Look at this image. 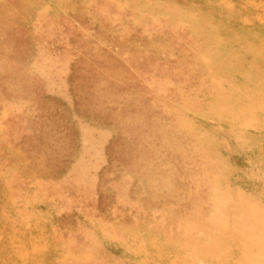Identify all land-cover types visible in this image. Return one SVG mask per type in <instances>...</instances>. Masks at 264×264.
<instances>
[{
    "label": "rangeland",
    "instance_id": "1",
    "mask_svg": "<svg viewBox=\"0 0 264 264\" xmlns=\"http://www.w3.org/2000/svg\"><path fill=\"white\" fill-rule=\"evenodd\" d=\"M263 16L264 0H0V264H174L187 225L264 213Z\"/></svg>",
    "mask_w": 264,
    "mask_h": 264
},
{
    "label": "bare ground",
    "instance_id": "2",
    "mask_svg": "<svg viewBox=\"0 0 264 264\" xmlns=\"http://www.w3.org/2000/svg\"><path fill=\"white\" fill-rule=\"evenodd\" d=\"M237 2V1H236ZM235 2V3H236ZM239 4V3H238ZM242 5V4H241ZM186 7V6H185ZM188 8V7H187ZM60 9V8H59ZM121 9H122V7H121ZM125 9H127V8H125ZM145 9V8H144ZM188 9H190V8H188ZM239 9V8H238ZM68 10V9H67ZM123 10V9H122ZM153 11H154V9H153ZM136 12V11H135ZM257 12V11H256ZM137 13V12H136ZM261 13V12H260ZM213 15V14H212ZM211 15V16H212ZM218 15V14H217ZM153 16V15H152ZM221 16V15H220ZM229 16V15H228ZM253 16V15H252ZM261 16V15H260ZM56 17V16H55ZM222 17V16H221ZM264 17V16H263ZM262 17V18H263ZM153 18H154V16H153ZM156 18H158V16L156 17ZM58 19V18H57ZM219 19V18H218ZM218 19H216V20H218ZM255 19V18H254ZM94 20V19H93ZM175 20V19H174ZM182 20H184V19H182ZM253 20V19H252ZM256 20V19H255ZM95 21V20H94ZM155 21V20H154ZM160 21V20H159ZM152 22V21H151ZM169 22H171V21H169ZM158 23V22H157ZM172 23V22H171ZM174 23V22H173ZM180 23V22H179ZM186 23V22H185ZM188 25V24H187ZM228 26V25H227ZM224 28V27H223ZM194 30V29H193ZM259 30V29H258ZM260 30H262V29H260ZM264 30V29H263ZM221 31V30H220ZM256 33V32H255ZM220 34V33H219ZM193 35V34H192ZM196 38V37H195ZM196 41V40H195ZM195 44L196 45H198L196 42H195ZM142 47V46H141ZM226 49V48H225ZM193 51H195V50H193ZM209 53H212L211 51L209 52ZM171 55V54H170ZM207 55H208V53H207ZM173 57V56H172ZM260 60V59H259ZM258 60V61H259ZM260 63H262V62H260ZM259 64V63H258ZM195 68V67H194ZM199 68V67H198ZM200 70V69H199ZM202 71V70H201ZM206 71V70H205ZM210 73V72H209ZM206 74V73H205ZM204 75V74H203ZM208 75V74H207ZM201 76V75H200ZM264 77V75L262 76V77H260V78H263ZM203 78V77H202ZM203 80V79H202ZM201 80V81H202ZM222 80V79H221ZM205 81V80H204ZM252 81V80H251ZM203 82V81H202ZM239 83V82H238ZM206 84V83H205ZM252 84V83H251ZM222 85V84H221ZM253 85V84H252ZM214 86V85H213ZM247 86V85H246ZM239 87H241V84L239 85ZM250 87V86H249ZM210 88H211V86H210ZM222 88H223V86H222ZM221 88V89H222ZM252 88V87H251ZM254 88V87H253ZM201 89V88H200ZM225 89V88H224ZM255 89V88H254ZM211 90V89H210ZM216 90V89H215ZM214 90V91H215ZM238 90V89H237ZM257 90V89H256ZM222 93H224V91H223V89H222ZM238 93V92H237ZM244 93V92H243ZM243 93H241V94H243ZM204 94V93H203ZM207 95V94H206ZM196 96V95H195ZM209 96V95H208ZM216 96V95H215ZM214 96V97H215ZM207 97V96H206ZM211 97V96H210ZM245 97V96H244ZM199 98V97H198ZM201 98H203V97H201ZM247 99V98H246ZM210 100V99H209ZM260 101H264V97H261L260 99H259ZM211 101V100H210ZM205 102V101H204ZM200 104V103H199ZM203 104V103H202ZM264 105V104H263ZM201 106V105H200ZM205 106V105H204ZM180 108H181V106H179ZM183 107V106H182ZM203 107V106H202ZM184 108H187V107H184ZM204 108V107H203ZM235 108V107H234ZM189 109V108H188ZM192 109V111L194 110L193 108H191ZM190 109V110H191ZM207 109V108H206ZM196 110H199L198 108H196ZM203 110H205V109H203ZM195 111V110H194ZM248 112H247V114L249 113L250 114V116L251 115H254V114H256V112L258 111V108H253L252 106H250L249 107V109L247 110ZM263 111H264V109H263ZM178 112H179V110H178ZM262 113V112H261ZM248 114V115H249ZM184 115H187V114H184ZM197 115V114H196ZM201 116V115H200ZM247 116V115H246ZM190 118V117H189ZM201 118H203V117H201ZM216 118V117H215ZM226 118V117H225ZM243 118V117H242ZM262 118H263V114H262ZM183 119V118H182ZM192 119V118H191ZM208 119V118H207ZM227 120V119H226ZM259 120V119H258ZM261 120V119H260ZM181 121V120H180ZM218 121V120H217ZM221 121V120H220ZM231 121V120H230ZM182 122V121H181ZM222 122H224V121H222ZM238 124V123H237ZM231 125H232V123H231ZM235 125V124H234ZM1 126H3V125H1ZM206 125H205V123H203V122H199V125H197L196 127H195V129H198V127H199V129H201V128H204ZM216 127V126H215ZM215 127H214V129L213 130H215ZM184 128V127H183ZM223 128V127H222ZM231 128V127H230ZM229 128V129H230ZM237 128V127H236ZM0 129H1V127H0ZM185 129V128H184ZM224 129V128H223ZM228 130V129H227ZM235 130V129H234ZM240 130V129H239ZM243 130V129H242ZM247 130V129H246ZM189 131H195L194 130V128L193 127H190L189 128ZM199 131V130H198ZM207 131V130H206ZM209 132V131H208ZM219 132V131H218ZM221 132V131H220ZM259 132V131H258ZM254 134L253 132H248V134ZM196 134V133H195ZM199 134V133H198ZM218 134H220V133H218ZM218 134H216V135H218ZM230 134V133H229ZM232 134V133H231ZM192 135V134H191ZM237 135V134H236ZM256 135H258V134H256ZM194 136V135H193ZM227 136V135H226ZM251 136V135H250ZM237 137V136H236ZM235 137V138H236ZM221 138V137H220ZM234 139V135L231 137V139ZM239 137H237V139H238ZM241 138V137H240ZM257 138V137H256ZM255 138V139H256ZM2 139H3V137H2ZM1 139V140H2ZM195 139V138H194ZM236 139V140H237ZM247 139V138H246ZM219 140H221V139H219ZM224 140V139H223ZM239 140V139H238ZM249 141H250V143H253V141H254V136L252 135V137L249 139ZM260 141V140H259ZM203 142V141H202ZM248 143V142H247ZM260 143V142H259ZM259 143H256L255 145H257V144H259ZM262 144V143H261ZM200 145V144H199ZM208 145H210V144H208ZM207 145V146H208ZM222 145V144H221ZM224 145H226V144H224ZM6 146V145H5ZM203 146V145H202ZM205 147H206V145H204ZM227 146V145H226ZM233 146V145H232ZM231 146V147H232ZM246 146H248L249 147V145H246ZM251 146V145H250ZM230 147V146H229ZM9 148V147H8ZM228 148V147H227ZM233 148V147H232ZM236 148H237V145H236ZM235 148V149H236ZM242 148V147H241ZM1 149V148H0ZM5 149V148H4ZM3 149V150H4ZM215 149V148H214ZM238 149V148H237ZM236 149V150H237ZM240 149V148H239ZM243 149V148H242ZM205 150H209V149H205ZM219 150H221L220 148H219ZM6 151V150H5ZM10 151V150H9ZM14 151V150H13ZM212 151V150H211ZM233 151V150H232ZM238 151V150H237ZM17 153V152H16ZM216 153V152H215ZM258 153L259 154H263L264 155V148L263 147H259V149H258ZM215 156H216V154H214ZM229 155V154H228ZM239 155V154H238ZM18 157V156H17ZM217 157V156H216ZM12 158V157H11ZM14 158H16V157H14ZM225 158V157H224ZM222 160V159H221ZM229 160H230V157H229ZM15 161V159L13 160V162ZM215 161V160H214ZM219 161V160H218ZM250 161V160H249ZM24 162V161H23ZM28 162V161H27ZM226 162V161H225ZM245 162H246V160H245ZM20 163H21V161H20ZM233 163V162H232ZM26 164V163H25ZM25 164H23V165H25ZM213 165L215 164V163H212ZM228 164H230V163H228ZM248 164V163H247ZM259 164H261V163H259ZM258 164V165H259ZM217 165V164H216ZM218 166V165H217ZM226 166H227V164H226ZM232 166V165H231ZM236 166V165H235ZM255 166V165H254ZM12 167V166H11ZM17 167H19V166H17ZM16 167V168H17ZM88 167V166H87ZM200 167H201V169L203 168V170H206V165H205V162L204 163H200ZM214 167H215V165H214ZM218 167H220V166H218ZM224 167V166H223ZM229 167V166H228ZM237 167V166H236ZM6 168H8V167H6ZM222 168V167H221ZM230 169H231V167H229ZM20 169V168H19ZM21 169H23V167L21 168ZM214 169V168H213ZM219 169V168H218ZM229 169V170H230ZM16 170V169H15ZM15 170H14V173H15ZM24 170V169H23ZM225 170V169H224ZM231 170H233V169H231ZM257 170V169H256ZM9 171V170H8ZM19 171H21V170H19ZM225 171H228L227 169L225 170ZM49 173H54L53 171H48ZM222 173L224 172V171H221ZM10 173V172H9ZM206 173V171L204 172V174ZM229 173V172H228ZM235 173V172H234ZM240 173V172H239ZM227 173H225V175H226ZM208 175V173H206V176ZM223 175V174H222ZM228 175V174H227ZM233 175V174H232ZM243 175V174H242ZM8 176H9V174H8ZM13 176V175H12ZM230 176V175H229ZM27 177V176H26ZM31 177H32V175H31ZM30 177V178H31ZM215 177H216V175H215ZM238 177V176H237ZM21 178V177H20ZM19 178V179H20ZM211 178V177H210ZM217 178V177H216ZM243 179V178H242ZM7 180V179H6ZM5 180V181H6ZM12 180V179H11ZM211 180H213V179H211ZM220 180V179H219ZM221 180H222V178H221ZM240 180V179H239ZM20 181V180H19ZM247 181V180H246ZM21 182V181H20ZM53 182V181H52ZM211 182V181H210ZM213 182V181H212ZM244 182V181H243ZM248 182V181H247ZM32 183V182H31ZM23 184V183H22ZM33 184H34V182H33ZM36 184V183H35ZM1 185V184H0ZM57 185H59V184H57ZM56 185V186H57ZM210 185V184H209ZM246 185V184H245ZM213 187H215L214 186V184L212 185ZM211 186V188H213ZM221 187H222V185H220ZM229 186V185H228ZM237 186V185H236ZM7 187V186H6ZM30 187V186H29ZM217 187V186H216ZM215 187V188H216ZM32 188V187H31ZM36 188V187H35ZM35 188H34V190H35ZM226 188V187H225ZM231 188V187H230ZM5 189V188H4ZM17 189V188H16ZM202 189H203V187H202ZM219 189L220 188H218L217 190L219 191ZM223 189V188H222ZM222 189H220V190H222ZM8 190V189H7ZM12 189H10V191H11ZM211 190V189H210ZM215 190V189H214ZM19 191V190H18ZM21 191V190H20ZM33 191V190H32ZM36 191V190H35ZM238 191V190H237ZM8 192V191H7ZM17 192V191H16ZM29 192V191H28ZM40 192V191H39ZM220 192H222V191H220ZM227 194H229V191L227 190ZM246 192V191H245ZM224 194H226V192H223ZM234 193V192H233ZM247 193V192H246ZM31 195H32V193H30ZM218 194V193H217ZM19 195V194H18ZM219 195V194H218ZM232 195V194H231ZM241 195V194H240ZM4 196V195H3ZM20 196V195H19ZM45 196V195H44ZM44 196H42V197H44ZM213 196H216V195H213ZM220 196H221V194H220ZM224 196V195H223ZM236 196V195H235ZM242 196V195H241ZM247 196H248V194H247ZM31 197V196H30ZM212 197V196H211ZM219 197V196H218ZM226 196H224V198H225ZM228 197V196H227ZM230 197V196H229ZM251 198H253V195L252 196H250ZM14 198V197H13ZM222 198V197H221ZM236 198H238V196L236 197ZM243 198H245V197H243ZM242 198V200H244ZM255 198V197H254ZM253 198V199H254ZM5 199V197L3 198V200ZM191 199L192 200H194L192 197H191ZM223 199V198H222ZM6 200V199H5ZM14 200V199H13ZM213 200V199H212ZM214 200H215V198H214ZM228 200V199H227ZM232 200V199H231ZM245 200H247V199H245ZM245 200H244V203H245ZM252 200V199H251ZM34 201V200H33ZM223 201V200H222ZM230 201V200H229ZM235 201V200H234ZM236 201H238V200H236ZM250 201V200H249ZM261 201V200H260ZM1 202V201H0ZM5 202H7V201H5ZM216 202V201H215ZM252 202V201H251ZM214 203V202H213ZM241 203V202H240ZM9 204V203H8ZM31 204V203H30ZM33 204V203H32ZM38 204V203H37ZM223 204V203H222ZM227 204H229V203H227ZM234 204V203H233ZM241 205H242V203H241ZM247 205V204H246ZM4 206V205H3ZM6 206V205H5ZM8 206V205H7ZM6 206V207H7ZM46 206V205H45ZM212 206H214V205H212ZM216 206V205H215ZM221 206H223V205H221ZM237 206V205H236ZM243 206V205H242ZM248 206V205H247ZM260 206V205H259ZM6 207L4 208L5 210H7L6 209ZM9 207V206H8ZM30 207V206H29ZM225 207V206H224ZM210 208V207H209ZM242 208H246V211H247V214H248V221L247 222H245V224L243 225L242 224V227L241 228H235V229H233L232 230V228L231 229H229L228 227H225V226H219V225H213V226H209V227H207V225L206 226H204L203 228H201V230H199V231H197L199 228H197L196 226V228H197V230H196V228L195 227H188V225H187V229H185L184 230V232L182 233V240H183V238H185V240L187 241V243H182V242H179V240L178 239H174L175 241H173V238H172V241H173V243H171L168 247L169 248H171V250L172 251H169L166 255H168L169 256V258H171V260H170V262L171 261H173V263L174 264H177V262H180L181 264H255V263H257L258 262V260H259V262L257 263V264H260V259H264V213H254V212H252L251 211V208L250 207H235L233 210L235 211V210H238V211H240V209H242ZM11 208H9V210H10ZM215 209V208H214ZM213 209V210H214ZM219 209V208H218ZM4 210V211H5ZM37 210V209H36ZM232 210V209H231ZM8 211V210H7ZM39 211V210H38ZM52 211H53V209H52ZM112 211V210H111ZM219 211V210H218ZM238 211H237V214H238ZM242 211V210H241ZM10 212V211H9ZM13 212H15V211H13ZM19 212H20V210H19ZM40 212V211H39ZM51 212V211H50ZM49 212V213H50ZM55 212V211H54ZM58 212V211H57ZM213 213H216V212H214V211H212ZM236 212V211H235ZM243 212H245V211H243ZM41 213V212H40ZM3 214V213H2ZM10 214V213H9ZM53 214V213H52ZM59 214V213H58ZM129 214V213H128ZM156 214V213H155ZM160 214V213H159ZM12 215V214H11ZM15 215V214H14ZM21 215V214H20ZM28 215V214H27ZM54 215V214H53ZM166 215V214H165ZM210 215H212V213L210 214ZM220 215H222V214H220ZM239 215V214H238ZM243 215V214H242ZM3 216V215H2ZM7 216H8V214H7ZM19 216V215H18ZM215 216V215H214ZM213 216V217H214ZM11 217V216H10ZM15 217V216H14ZM208 217V216H207ZM207 217H206V219L205 220H207ZM3 218V217H2ZM152 218H153V216H152ZM164 218V217H163ZM218 218H220V217H218ZM228 218V217H227ZM6 219V218H5ZM4 219V220H5ZM13 219V217L11 218V220ZM38 219H42V218H38ZM84 219H85V217H84ZM98 219V218H97ZM135 219V218H134ZM96 219H94V221H95ZM101 220V219H100ZM119 220V219H118ZM164 220V219H163ZM185 220H187V219H185ZM217 220V219H216ZM220 220H221V218H220ZM243 220V219H242ZM14 221H17V219L15 218V220ZM53 221V220H52ZM208 221V220H207ZM245 221V220H244ZM11 221H9V223H10ZM18 222H21V221H18ZM101 222H106V221H101ZM107 222H109V221H107ZM119 222V221H118ZM164 222V221H163ZM163 222H160V223H163ZM210 222V221H209ZM223 222V221H222ZM8 223V222H7ZM16 223V222H15ZM35 223V222H34ZM152 223V222H151ZM158 223V222H157ZM165 223V222H164ZM163 223V224H164ZM184 223V222H183ZM194 223V222H193ZM193 223L191 224V223H187V224H191V225H193ZM225 223H226V220H225ZM234 223V222H233ZM14 224V223H13ZM22 224V223H21ZM121 224H122V222H121ZM162 224V225H163ZM203 224V223H202ZM210 224V223H209ZM211 224H212V222H211ZM239 224V223H238ZM53 225V224H52ZM144 225V224H143ZM147 225H149V224H147ZM161 225V226H162ZM190 225V226H191ZM20 226V225H19ZM128 226V225H127ZM130 226V225H129ZM145 227H147L146 225H144ZM172 226V225H171ZM171 226L170 227H168V230H172V229H169V228H171ZM181 226H183V225H181ZM235 226V225H234ZM237 226V225H236ZM11 227H13V226H11ZM22 227V226H21ZM54 227H55V225H54ZM99 227V226H98ZM138 227V226H137ZM142 227V226H141ZM144 227V228H145ZM166 227V226H165ZM178 227L180 228V226H179V224H178ZM94 228V227H93ZM113 228V227H112ZM130 228V227H129ZM152 228V227H151ZM153 228H154V226H153ZM163 228V227H162ZM184 228V227H183ZM13 229V228H12ZM28 229V228H27ZM55 229V228H54ZM97 229H99V228H97ZM110 229V228H109ZM138 229V228H137ZM142 229H143V227H142ZM148 229V228H147ZM159 229V228H158ZM177 229V228H176ZM87 230V229H86ZM92 230V229H91ZM94 231V230H93ZM97 231V230H96ZM107 231V230H106ZM130 231H132V230H130ZM146 231V230H145ZM154 231V230H153ZM163 231V230H162ZM4 232V231H3ZM14 232H15V230H14ZM13 232V233H14ZM30 232V231H29ZM55 232H56V230H55ZM87 232V231H86ZM89 232H90V230H89ZM100 232V231H99ZM102 232V231H101ZM141 232H144V231H141ZM141 232H139V233H141ZM147 232H148V230H147ZM157 232V231H156ZM155 232V233H156ZM159 232V231H158ZM174 232H175V230H174ZM22 234H23V232H21ZM31 233V232H30ZM98 233V232H97ZM97 233H96V235H97ZM120 233H121V231H120ZM119 233V234H120ZM164 233V232H163ZM181 233V232H180ZM5 234V233H4ZM20 234V233H19ZM113 234V233H112ZM148 234V233H147ZM162 234V233H161ZM198 236H197V235ZM24 235V234H23ZM52 235V234H51ZM94 235H95V233H94ZM121 235H122V233H121ZM241 235H247V240H248V243L247 244H249V245H247L246 247H243L242 245H238L237 243H235V240H232V239H237V237H239V236H241ZM119 236V235H118ZM150 236V235H149ZM164 236V235H163ZM188 236H190V238L191 239H189V237ZM194 236H197V237H195L194 238ZM206 236H208V237H206ZM50 237V236H49ZM98 237V236H97ZM101 237V236H100ZM120 237V236H119ZM127 237V236H126ZM140 237H141V235H140ZM96 238V237H95ZM121 238V237H120ZM103 239H105L104 237H103ZM143 239V238H142ZM168 239V238H167ZM56 240V239H55ZM99 240V239H98ZM132 240V239H131ZM136 240H137V237H136ZM136 240H134V241H136ZM140 240V239H139ZM165 240H166V238H165ZM181 240V239H180ZM181 240V241H182ZM230 240H231V242H230ZM230 242L231 243V246L230 247H227V246H224V242ZM56 243V242H55ZM101 244H102V242H100ZM104 243H106V241L104 242ZM110 243H111V241H110ZM127 242H125V244H126ZM134 243V242H133ZM167 243V242H166ZM107 244V243H106ZM113 244V243H112ZM61 245H63V244H61ZM167 245V244H166ZM54 246V245H53ZM58 246H60V244L58 245ZM106 246V245H105ZM126 246V245H125ZM101 247V246H100ZM114 247V246H113ZM201 247H205L207 250H203V251H200L199 249L201 248ZM66 248V247H65ZM115 248V247H114ZM116 248H117V245H116ZM246 248V252H243L242 254H241V256H239V251L240 250H244ZM53 249V248H52ZM57 248H55V250H56ZM62 249V248H61ZM68 249V248H67ZM54 250V249H53ZM149 250H151V249H149ZM151 252V251H150ZM14 254H15V252H13ZM58 253V252H57ZM64 254H65V252H63ZM61 254V253H60ZM63 254V255H64ZM16 255V254H15ZM26 255V254H25ZM70 255V254H69ZM67 256V255H66ZM74 256H76V255H74ZM78 256V255H77ZM63 257V256H62ZM86 257V256H85ZM21 258H23V257H21ZM77 258V257H76ZM76 258H74V259H76ZM61 259V258H60ZM50 260V259H49ZM53 260V259H52ZM81 260V259H80ZM83 260V259H82ZM56 261H58V260H56ZM65 261V260H64ZM85 261V260H84ZM51 262V260L49 261V263ZM52 263V262H51ZM64 263V262H63ZM65 263H67V262H65ZM135 263V262H134ZM133 263V264H134ZM149 263V262H148ZM172 263V262H171ZM53 264V263H52ZM57 264H58V262H57ZM85 264V263H84ZM139 264V263H138ZM145 264H146V262H145Z\"/></svg>",
    "mask_w": 264,
    "mask_h": 264
}]
</instances>
